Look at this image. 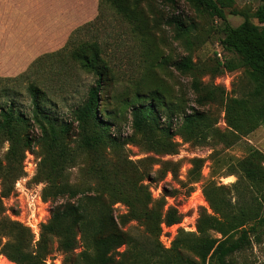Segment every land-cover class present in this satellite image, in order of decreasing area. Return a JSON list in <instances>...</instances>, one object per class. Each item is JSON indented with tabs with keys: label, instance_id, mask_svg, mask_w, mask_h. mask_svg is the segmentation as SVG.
<instances>
[{
	"label": "rangeland",
	"instance_id": "rangeland-1",
	"mask_svg": "<svg viewBox=\"0 0 264 264\" xmlns=\"http://www.w3.org/2000/svg\"><path fill=\"white\" fill-rule=\"evenodd\" d=\"M128 3L133 8L130 17L106 0H0V76L18 77L24 95L27 83L37 81L46 91L45 104L51 113L75 121L74 110L86 99L96 76L83 70L68 51H58L71 37L77 43L100 44L108 75L96 110L103 120L107 118L101 104L112 111L110 118L115 121L119 137L116 146L105 147L103 153L108 165L116 168L119 179L121 176L127 183L145 185L154 200L164 203V209L173 206L182 213V221L163 226L159 237L165 247H170L179 228L195 231L200 211L206 208L211 212L203 192L206 183L214 181L228 186L229 196L236 201L233 184L239 176L231 174V169L235 160L245 157L252 147L264 154V125L237 140L229 138V143L220 138L200 143L182 138L177 129L183 111H191L192 107L211 114L218 121L216 126L228 132L223 98L246 93L250 83L242 69L229 70L224 66L227 61L235 62L237 56L222 46L218 18L188 0H177L174 5L165 0H128ZM262 3L263 0H235L226 9L227 17L236 26L244 20L243 13L252 14ZM176 15L189 26L188 35L178 37L174 26L169 24L168 20ZM185 57L194 63L188 72L175 65ZM153 92L167 106L161 114L162 122L173 115V134L165 136L163 143L146 141L132 124L133 107L152 99ZM22 99L27 105L28 97ZM71 144L76 146V141ZM7 146L4 143L1 155ZM195 158L202 159V163L193 172ZM39 161L38 146L26 151L23 173L2 204L3 215L28 227L34 243L40 238L41 225L50 218L51 210L64 201L43 199L45 182H38L35 177ZM100 164L94 155L78 151L67 178L81 188L95 185L93 174ZM127 211L124 203L114 204L118 219ZM35 225L40 229L39 238L35 236ZM123 228L133 234L143 232V225L135 220ZM124 249L125 245L119 248ZM67 255L54 237L46 263L70 264ZM234 259L236 264H264V231L259 242L254 241L251 247L236 253ZM0 264L16 263L1 254Z\"/></svg>",
	"mask_w": 264,
	"mask_h": 264
},
{
	"label": "trees",
	"instance_id": "trees-1",
	"mask_svg": "<svg viewBox=\"0 0 264 264\" xmlns=\"http://www.w3.org/2000/svg\"><path fill=\"white\" fill-rule=\"evenodd\" d=\"M106 1L127 17L133 13L128 0ZM165 1L172 5L177 2ZM188 1L220 20L221 44L237 56L235 62L227 61L224 66L229 70L242 69L250 89L241 95L223 98L228 132L216 126L218 121L211 114L193 107L191 111H183L177 132L189 142L220 138L229 143L230 139L237 140L264 125V3L250 15L243 13L244 20L234 26L226 9L235 0ZM168 22L174 26L178 37L190 33L180 16H172ZM61 51H68L83 70L96 76L86 99L74 110L75 121L51 113L45 104L46 91L37 81L27 83V95H24L18 77L0 76V151L4 143H8L2 155L0 153V255L16 264H47L49 245L57 237L63 251L69 254L70 264H236L235 254L251 247L254 241L259 242L264 231L263 152L252 147L245 157L235 160L231 169V174L239 176L233 184L237 190L235 202L227 192L228 186L214 181L206 183L203 192L211 212L203 208L196 230L179 228L171 246L165 247L159 239L163 226L180 223L182 213L173 206L164 209V203L154 200L145 185L127 183L121 176L119 179L116 168L108 165L103 153L105 147L116 146L119 137L115 121L110 118L112 111L101 104L107 118L103 120L96 110L108 75L100 44L97 41L77 43L71 37L58 53ZM175 65L183 72L194 68L190 57ZM152 94V99L133 107L132 124L146 141L163 143L165 136L173 134V115L162 122L166 103L157 92ZM23 97H28L27 105ZM73 141L76 146L71 144ZM34 146L40 150L35 177L38 182H45L43 199H64L41 225L36 243L31 230L3 215L2 209L3 198L12 194L16 179L23 173L26 151ZM78 151L90 153L101 161L93 174L97 180L95 185L81 188L68 180L67 171L76 163ZM193 163L194 172L201 167L202 159L195 158ZM117 202L128 207L127 213L119 219L114 214ZM133 220L143 225L141 234L123 228ZM214 232L220 236H215ZM123 245L125 249L120 251ZM77 248L80 251L76 253Z\"/></svg>",
	"mask_w": 264,
	"mask_h": 264
},
{
	"label": "built area",
	"instance_id": "built-area-1",
	"mask_svg": "<svg viewBox=\"0 0 264 264\" xmlns=\"http://www.w3.org/2000/svg\"><path fill=\"white\" fill-rule=\"evenodd\" d=\"M40 230V229H39ZM39 230L37 229L36 225H35V229H34V232H35V236H37L39 238ZM49 264V262H48Z\"/></svg>",
	"mask_w": 264,
	"mask_h": 264
}]
</instances>
